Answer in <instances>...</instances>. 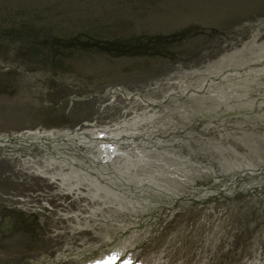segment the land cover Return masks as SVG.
Here are the masks:
<instances>
[{
  "label": "rangeland",
  "instance_id": "rangeland-1",
  "mask_svg": "<svg viewBox=\"0 0 264 264\" xmlns=\"http://www.w3.org/2000/svg\"><path fill=\"white\" fill-rule=\"evenodd\" d=\"M263 48L264 0H0V137L63 132L87 122L107 126L135 112L153 113L155 107L127 101L117 90L162 100L171 90L194 88L204 78L201 73L223 58L262 60ZM201 99H186L189 106L174 101L160 106L152 124L156 133L148 138L193 163L221 164L244 156L261 164L262 130L246 131L241 139L215 133L226 145L180 135L177 127L190 126L188 109ZM30 148L0 149V264H86L102 259L107 246L125 241L145 242L146 253L135 250L132 258L144 264H240L243 257L264 264V194L185 201L163 219L150 211L137 222H91L92 227L76 230L71 216H86L101 202L65 195L36 174L28 162L42 165L49 155ZM148 154L158 159L155 152ZM230 178L168 182L184 193L222 189ZM113 190L130 195L118 186Z\"/></svg>",
  "mask_w": 264,
  "mask_h": 264
},
{
  "label": "bare ground",
  "instance_id": "bare-ground-1",
  "mask_svg": "<svg viewBox=\"0 0 264 264\" xmlns=\"http://www.w3.org/2000/svg\"><path fill=\"white\" fill-rule=\"evenodd\" d=\"M262 51L264 52V48ZM253 56L256 57L257 54L254 53ZM261 57L264 58V56ZM244 59H238L237 55L223 58L220 62L201 73V75H204V78L194 88L182 86L179 90L166 94L165 99H175L179 102H184L186 99L198 96L202 98L200 104L195 109H188L194 123L190 122V126L177 127L180 135H184V139L188 140L193 135H196L202 139L211 140L216 138L215 133L221 134L225 131H227L226 134L241 139L246 131H264V83L261 82V78L264 76V65H261L260 68L258 67L260 66L258 64L262 63L263 60H255V62H251L250 60L247 62ZM262 90L263 95L254 96L251 94V92H261ZM117 92L120 93L121 91L117 90ZM114 97L115 93H111L110 98ZM140 99L150 107L145 97H141ZM183 104L187 103L184 102ZM156 118L155 114L149 112L140 115L136 114L130 120H123L115 123L113 126L105 127L101 133H104V138L108 136L107 140L113 139L115 143H118L121 137L132 139L145 133L148 136L149 133L155 134L154 131L150 132L149 130ZM198 123L205 125L202 128H196L195 126ZM158 130L164 133L168 129L157 128ZM230 130L233 132H228ZM96 135L102 134L93 131H88L87 134L81 135L29 131L11 137L2 136L0 147L10 152L19 148L40 147L50 157H44L42 165L36 164L31 160L28 162L36 174L50 180L52 184H57L65 195L83 196L91 203L101 202L98 203L100 205L98 207H89V212L86 216L82 217L81 215L79 217L76 213L71 216L76 221L74 227L76 230L92 227L91 222L103 224L116 222L120 225L133 221L137 222L147 217L150 211L159 212V217L163 219L164 214L172 216L185 201L198 199L206 202L218 198H235L240 194H248L250 197L254 195L258 196L256 191H259L260 185L259 182L254 180L264 173V161L261 164H253L243 156L241 157L242 161L224 158V162L221 164L212 162L203 164L201 160L193 163L189 158L178 157L176 154H168L166 145H164L165 151L157 153L158 159H155L153 162V159L145 156L142 151L121 152L117 144L114 147L111 146L114 150H109L107 146L100 145V143L95 148L105 150L104 153H108V155H113L114 153L118 156H123L122 164L118 167L112 165L114 168L112 171L107 170L113 172L115 175L117 171L119 176H121L119 180L121 184L115 179L105 181L94 178V180L93 177H89V172L85 173V171L84 175L88 174V177L82 176L79 174L82 170V164L81 166L74 167L73 162L67 161L75 160L74 155L70 154L68 149L73 148V151L77 150L78 144L92 148L95 143H98V141L94 140V136ZM156 137H161V135H156ZM216 139L221 145H226L223 135ZM142 140L154 143L153 148L163 149L161 141L152 142V139ZM56 141L62 142L63 145L60 149L53 148V150L56 152V156L57 151L64 155L68 153L65 160H55L54 158L51 145ZM86 160L88 159L86 158ZM88 165H85L86 169L87 167L92 170H99L100 168L94 166V164ZM149 165H159L160 167L157 170L147 171L145 168ZM67 167L71 168V170L66 169ZM82 167L84 168V166ZM101 167L104 168V166ZM203 175H208L213 183L219 182L224 177L231 178L230 182L222 189H191L184 193H180L176 187L170 186V182H168L169 180L183 182L187 181L189 176L200 177ZM159 177L167 178V180H161ZM102 179L105 178L102 177ZM248 180L251 182L246 183ZM104 184L113 186L107 189V186H102ZM124 185H127V189L123 188ZM117 186L120 187L122 192L128 191L130 195L126 196L123 193H115L113 188ZM83 187L87 188V193L83 192ZM136 190L140 193L135 192ZM145 195L148 196L145 197ZM160 198H166L168 201L162 202ZM153 199L157 200L154 202ZM256 202L259 203L260 201L256 200ZM88 205L87 203V207ZM105 208H114V214H109L110 212L103 210ZM122 216L130 219L125 220ZM132 235L136 237L137 234L132 233ZM150 235L153 236L151 231ZM111 240L113 239L111 238ZM107 248L109 251L104 254H109V258L104 260L105 264H128L129 258H133L135 250L140 255L143 254V250L146 247L145 242L125 241L119 242L117 245L107 246ZM241 261L244 263L240 264H261L251 261L249 257H243Z\"/></svg>",
  "mask_w": 264,
  "mask_h": 264
},
{
  "label": "trees",
  "instance_id": "trees-1",
  "mask_svg": "<svg viewBox=\"0 0 264 264\" xmlns=\"http://www.w3.org/2000/svg\"><path fill=\"white\" fill-rule=\"evenodd\" d=\"M3 31H4V34H5V32H6V28H3Z\"/></svg>",
  "mask_w": 264,
  "mask_h": 264
},
{
  "label": "water",
  "instance_id": "water-1",
  "mask_svg": "<svg viewBox=\"0 0 264 264\" xmlns=\"http://www.w3.org/2000/svg\"><path fill=\"white\" fill-rule=\"evenodd\" d=\"M11 141H13V140H11Z\"/></svg>",
  "mask_w": 264,
  "mask_h": 264
}]
</instances>
